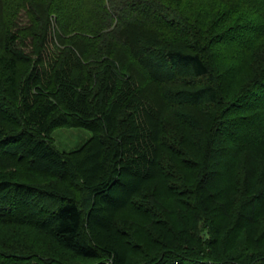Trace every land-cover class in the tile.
Wrapping results in <instances>:
<instances>
[{
	"label": "trees",
	"instance_id": "1",
	"mask_svg": "<svg viewBox=\"0 0 264 264\" xmlns=\"http://www.w3.org/2000/svg\"><path fill=\"white\" fill-rule=\"evenodd\" d=\"M160 2L0 0V226L96 264H264V231L227 248L264 226V0ZM61 128L92 135L66 152ZM132 218L173 239L133 245Z\"/></svg>",
	"mask_w": 264,
	"mask_h": 264
},
{
	"label": "rangeland",
	"instance_id": "2",
	"mask_svg": "<svg viewBox=\"0 0 264 264\" xmlns=\"http://www.w3.org/2000/svg\"><path fill=\"white\" fill-rule=\"evenodd\" d=\"M156 2H160V0H156ZM173 5V11L171 12L174 16H179V10L178 8L174 7ZM167 8V7H166ZM50 21L52 22L53 27H57V21L54 16H51ZM18 26H23L25 28H28L30 26V22L28 19V16L26 14V11H21L19 20H18ZM31 41V36L28 37ZM27 42H29L27 40ZM29 45V44H28ZM53 45H50L49 47L52 48ZM49 49L46 50V55L48 54ZM254 66L248 67L244 73L240 76V79L250 74L253 70ZM252 69V71L250 70ZM91 132L81 129V128H61L56 130L52 137L55 140V143L57 144L58 148L62 151L71 152L74 150L79 149L85 142L91 137ZM244 168L241 167L239 171L243 172ZM238 171V173H239ZM120 197L114 198L113 201H118ZM83 206V204L81 203ZM85 207L88 209L90 208V204H84ZM127 213V212H126ZM125 212H121L119 217H123L126 215H130L129 213L126 214ZM104 215V214H103ZM106 215V214H105ZM102 218V217H101ZM98 218L95 219L94 225L101 223L103 228L109 227L110 219L103 216V219ZM171 219L173 220L175 216H171ZM133 219V218H132ZM136 225L139 227L142 226L140 232V240L138 241L136 238H132L131 242H133V245L136 244H146L148 241V236L157 235L161 239L160 240H171L172 235L167 233L164 228H161L158 225H152L148 222L142 220V219H136L134 218ZM168 220V221H169ZM148 224V225H147ZM171 224V223H170ZM150 225V226H149ZM264 231V226H252L247 227L241 230L239 233H237V239L232 242L230 245H227V248L229 253L233 255L237 254V250H243L244 245H249L250 241L256 242L257 237L262 235ZM149 234V235H148ZM200 235H202L204 238H208L209 234L208 231L204 228L201 229ZM170 237V238H169ZM262 239L261 242L264 244V237L261 236ZM134 239L136 241H134ZM259 239V240H260ZM123 242V241H122ZM121 244L123 245V243ZM0 246L2 245L3 249H6L8 253L10 254H19L22 256H25L27 262H31L32 264H40V261L38 258L43 257V263L41 264H96L93 261H86L82 260L80 258V255L75 252L72 248L65 245L63 241L60 240V238L55 237L47 232L41 231L39 234L34 233H28L23 231L21 227L18 226H0ZM153 243H150V245ZM132 247V246H131ZM130 246H126L127 252L122 255L121 264H133L134 256L136 254L135 250H132ZM153 246L146 247L147 249L154 248ZM161 247V246H160ZM160 247H156L154 250L159 249ZM22 250V251H21ZM21 251V252H19ZM45 257V258H44ZM42 259V258H41ZM103 264H115L113 259H109L108 261L102 262ZM119 263V264H120Z\"/></svg>",
	"mask_w": 264,
	"mask_h": 264
}]
</instances>
